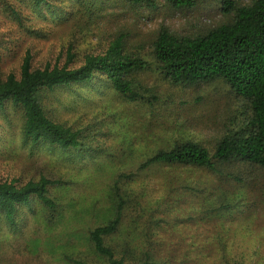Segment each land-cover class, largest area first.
Instances as JSON below:
<instances>
[{
    "label": "rangeland",
    "instance_id": "1",
    "mask_svg": "<svg viewBox=\"0 0 264 264\" xmlns=\"http://www.w3.org/2000/svg\"><path fill=\"white\" fill-rule=\"evenodd\" d=\"M49 2L37 10L28 0H0V80L19 75L27 53L34 68H43L64 65L71 51L78 67L122 38L128 51L149 63L133 76L148 98L130 100L100 75L88 85L45 91L48 115L82 133L85 147L67 152L26 141L21 110L12 103L0 107V180L63 182L50 190L56 211L33 202L13 224L0 219V264H108L95 252L90 232L114 217L117 182L122 221L105 243L118 258L143 261L149 251L160 264H233L239 251L244 263L264 264V170L248 162L226 163L220 173L191 166L139 169L176 141L213 151L251 117L249 101L222 79L173 84L152 54L162 26L196 36L228 22L217 0L184 11L164 9L163 0L157 10L132 9L121 0H103L91 10L76 0Z\"/></svg>",
    "mask_w": 264,
    "mask_h": 264
},
{
    "label": "trees",
    "instance_id": "2",
    "mask_svg": "<svg viewBox=\"0 0 264 264\" xmlns=\"http://www.w3.org/2000/svg\"><path fill=\"white\" fill-rule=\"evenodd\" d=\"M40 10L49 0H28ZM78 6L91 10L103 0H76ZM132 9L147 7L157 10L160 0H121ZM203 0H163L162 6L170 11H184L200 6ZM218 8L230 20L208 30L203 35L178 36L162 26L152 46L154 60L162 74L173 84H197L222 79L232 90L250 103L251 117L237 131L227 133L216 143L213 151L192 141H176L170 148L160 149L145 158L139 169L153 166H191L220 173L226 163L248 162L264 170V0L242 4L239 0H217ZM61 11L52 16L61 15ZM75 56L69 51L64 65L34 68L32 56L27 53L19 75L10 73L0 80V107L12 103L23 114L22 132L26 141L49 144L64 152L82 149V133L57 122L43 106L44 92L72 84L88 85L100 75L112 89L136 101L145 99L136 87L134 73L149 66L140 55L128 51L122 38L114 40L102 54H89L76 67ZM148 98V97H147ZM148 101V99H147ZM63 185L60 179L41 177L24 185L0 180V219L13 224L21 208L36 202L40 207L56 211L57 203L51 188ZM119 198L114 217L105 225L91 230L90 239L95 252L106 258L108 264H160L154 252L145 253L143 261L127 263L117 257L106 245L105 238L114 235L122 221L124 210L121 188L114 186ZM33 211V210H32ZM232 251V250H231ZM227 252V251H226ZM234 252V251H233ZM233 264H263L259 261L244 263L243 255ZM233 260V259H232ZM76 264H87L75 261ZM229 264L230 263L229 261Z\"/></svg>",
    "mask_w": 264,
    "mask_h": 264
}]
</instances>
